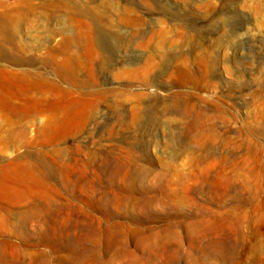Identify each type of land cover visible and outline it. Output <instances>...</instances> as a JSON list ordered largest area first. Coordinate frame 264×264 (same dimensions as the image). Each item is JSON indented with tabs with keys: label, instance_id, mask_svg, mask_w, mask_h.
Wrapping results in <instances>:
<instances>
[{
	"label": "rangeland",
	"instance_id": "374dc122",
	"mask_svg": "<svg viewBox=\"0 0 264 264\" xmlns=\"http://www.w3.org/2000/svg\"><path fill=\"white\" fill-rule=\"evenodd\" d=\"M0 26L29 60L0 62V264H264V0H0Z\"/></svg>",
	"mask_w": 264,
	"mask_h": 264
},
{
	"label": "bare ground",
	"instance_id": "6f19581e",
	"mask_svg": "<svg viewBox=\"0 0 264 264\" xmlns=\"http://www.w3.org/2000/svg\"><path fill=\"white\" fill-rule=\"evenodd\" d=\"M12 6V5H11ZM31 10V9H30ZM14 14V13H13ZM13 17V16H12ZM26 17V16H25ZM12 19V18H11ZM14 38H16V37H14ZM104 41V40H103ZM13 43H14V39H13V33L11 32V31H9L8 29H6V30H4V29H2V27L0 26V62L1 61H11V62H13V63H21V62H28L29 60L28 59H20V58H18L17 57V55H16V53H15V50L14 49H12V50H10V51H6L5 49H4V46H13ZM69 58V57H68ZM66 60V59H65ZM12 75H15V73L14 72H12L11 73ZM37 167V166H36ZM45 171V170H44ZM46 174V173H45ZM44 174V178L45 179H48V178H46L45 175ZM49 179H51V178H49ZM205 181V180H204ZM208 183V182H207ZM206 183V184H207ZM210 184V183H209ZM208 184V185H209ZM203 187V186H202ZM204 188V187H203ZM209 189V188H208ZM196 190V189H195ZM200 190H202V189H200ZM203 191V190H202ZM214 191V190H213ZM198 192H200V191H198ZM211 192V191H210ZM194 193V192H193ZM213 193V192H212ZM211 193V194H212ZM214 194V193H213ZM196 195V194H195ZM209 195V194H208ZM134 202V201H133ZM47 210V209H46ZM221 216V214L219 215V217ZM223 218H226V217H223ZM41 219V218H40ZM23 220V219H22ZM47 220V219H46ZM222 221V220H221ZM222 222H224V221H222ZM49 223V222H48ZM221 223V222H220ZM111 230V229H110ZM84 231V230H83ZM86 231V230H85ZM84 231V232H85ZM141 232V231H140ZM169 232V231H168ZM170 232H173V231H170ZM188 232V231H187ZM145 233V232H144ZM147 233V232H146ZM155 233V232H154ZM189 233V232H188ZM191 233V232H190ZM189 233V234H190ZM47 234H48V232H47ZM127 234V233H126ZM125 233L123 234L124 236L126 235ZM188 234V235H189ZM191 234H193V233H191ZM190 234V235H191ZM49 235V234H48ZM121 235V234H120ZM119 235V236H120ZM122 235V236H123ZM146 235V234H145ZM171 235V234H170ZM172 235H175V234H172ZM171 235V236H172ZM50 236V235H49ZM132 236V235H131ZM140 236V235H139ZM154 236V235H153ZM170 236V237H171ZM39 237V236H38ZM58 237V236H57ZM65 237V236H64ZM157 237V236H156ZM189 237V236H188ZM192 237V236H191ZM190 237V238H191ZM93 238V237H92ZM127 238V237H126ZM137 238V237H136ZM153 238V237H152ZM155 238V237H154ZM158 238H159V236H158ZM157 238V239H158ZM163 239H164V237H162ZM178 238H180V237H178ZM178 238H177V240H178ZM59 239V238H58ZM66 239V238H65ZM124 239V238H123ZM134 239V238H133ZM145 239V238H144ZM163 239H159L157 242H158V247H160V246H164L163 248H166V246L165 245H167V243L169 244V242L170 241H168L167 242V237L165 238V240H163ZM169 239H171V238H169ZM51 240V239H50ZM50 240L49 239H47V240H45L46 241V243H51L50 242ZM76 240V239H75ZM93 240V239H92ZM151 240V239H150ZM63 242L64 241H66V240H62ZM95 241V240H94ZM171 241H174V240H171ZM179 241V240H178ZM192 241V240H191ZM190 241V242H191ZM136 242V241H135ZM146 242V241H145ZM153 242H154V240H153ZM156 242V241H155ZM180 242H181V238H180ZM43 243V242H42ZM45 243V244H46ZM65 244V243H64ZM69 244V243H68ZM84 244V243H83ZM118 244H125V242L123 241V240H121L120 241V243H118ZM118 244H116V241L114 242V241H112L111 243H109V246H108V248H114L115 247V245H117L118 246ZM144 244V243H143ZM191 244H193V243H191ZM210 244V243H209ZM60 245H63V244H60ZM108 245V244H107ZM127 245V244H126ZM145 245V244H144ZM148 245V244H147ZM173 245V244H172ZM179 245V244H178ZM182 245V244H181ZM211 245V244H210ZM69 246V245H68ZM83 246V245H82ZM122 246H124V245H122ZM121 246V247H122ZM143 246V245H142ZM153 246H155L154 244H153ZM217 246V245H216ZM84 247V246H83ZM82 247V248H83ZM127 247V246H126ZM125 247V248H126ZM213 247V246H212ZM57 248V247H56ZM59 248H61V247H59ZM124 248V247H123ZM124 248V249H125ZM144 248H145V246H144ZM154 248V247H153ZM205 248V247H204ZM213 248H216V247H213ZM219 248H220V246H219ZM93 249V248H92ZM169 249V248H168ZM172 249V248H171ZM218 249V248H217ZM104 250V249H103ZM151 250H152V248H151ZM159 250V249H158ZM157 250V251H158ZM215 250V249H214ZM90 251V250H89ZM89 251L88 250H86V251H84L83 249H79L78 248V242H72V247H70V252L69 253H71V254H73L74 256H75V258H73V259H75V264H78V263H80L81 261H83V259H85L86 257H88L91 253H89ZM105 251V250H104ZM110 251V250H109ZM113 251V250H112ZM124 251V250H123ZM153 251V250H152ZM169 251V250H168ZM179 251V250H178ZM218 251V250H217ZM101 252V251H100ZM143 252V251H142ZM148 253H149V251H147ZM151 252V251H150ZM170 252V251H169ZM205 252V251H204ZM38 253H40V252H38ZM99 253V252H98ZM120 253V252H119ZM178 253V252H177ZM96 254V253H95ZM176 254V253H175ZM174 254V255H175ZM205 254V253H204ZM220 254H222V253H220ZM21 255V254H20ZM143 255H145V254H143ZM115 256H118V255H115ZM153 256V255H152ZM151 256V257H152ZM44 257V256H43ZM93 257H95V256H93ZM99 257V256H98ZM102 257V256H101ZM146 257V256H145ZM148 257H150V256H148ZM209 257V256H208ZM21 258V257H20ZM41 258V257H40ZM97 258V257H96ZM12 259V258H11ZM99 259V258H98ZM103 259V258H102ZM143 259V258H142ZM96 260V259H95ZM135 260V259H134ZM104 261V260H103ZM148 261H149V259H148ZM148 261H147V263H148ZM87 262V261H86ZM95 262V261H94ZM110 262V261H109ZM146 262V261H145ZM97 264V263H96ZM104 264V263H103Z\"/></svg>",
	"mask_w": 264,
	"mask_h": 264
}]
</instances>
